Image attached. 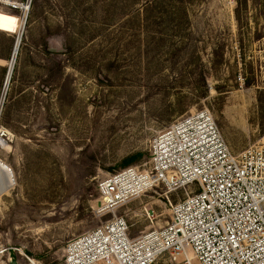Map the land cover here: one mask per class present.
<instances>
[{
    "label": "rangeland",
    "instance_id": "obj_1",
    "mask_svg": "<svg viewBox=\"0 0 264 264\" xmlns=\"http://www.w3.org/2000/svg\"><path fill=\"white\" fill-rule=\"evenodd\" d=\"M202 109L234 154L264 138V0H0V264H66L110 218L99 182L148 168L154 138ZM170 200L160 186L117 214L136 236Z\"/></svg>",
    "mask_w": 264,
    "mask_h": 264
},
{
    "label": "built area",
    "instance_id": "obj_2",
    "mask_svg": "<svg viewBox=\"0 0 264 264\" xmlns=\"http://www.w3.org/2000/svg\"><path fill=\"white\" fill-rule=\"evenodd\" d=\"M6 136L0 130L2 145ZM149 152L148 168L128 167L99 182L96 210L110 218L67 243L66 264H264V138L234 154L202 109L161 131ZM160 186L177 194L169 221L131 236L118 209Z\"/></svg>",
    "mask_w": 264,
    "mask_h": 264
},
{
    "label": "bare ground",
    "instance_id": "obj_3",
    "mask_svg": "<svg viewBox=\"0 0 264 264\" xmlns=\"http://www.w3.org/2000/svg\"><path fill=\"white\" fill-rule=\"evenodd\" d=\"M10 1H5L4 3H7V4H11V3H9ZM16 4V6L17 7H19V8H23V4L22 3H18V2H16L15 3ZM25 9V8H24ZM19 40H20V38H19ZM19 40H18V42H17V45H16V47H15V50H14V58L13 59H15V56L18 54L17 53V50H18V47H19ZM13 62H14V60H13ZM12 62V65L14 64ZM12 68H13V66L11 67V70H10V73H11V71H12ZM11 75V74H10ZM10 75H9V79H10ZM9 81V80H8ZM1 131H3L6 135L8 134H10V132L8 131V130H4V129H2ZM0 145H2V143H0ZM3 145H4V147H3V150H7L8 148H9V142H7V140H6V138H3ZM2 145V146H3Z\"/></svg>",
    "mask_w": 264,
    "mask_h": 264
}]
</instances>
